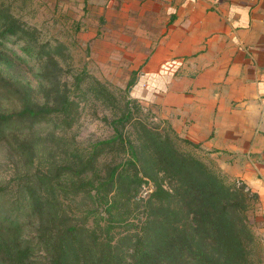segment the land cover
<instances>
[{
  "label": "trees",
  "instance_id": "obj_1",
  "mask_svg": "<svg viewBox=\"0 0 264 264\" xmlns=\"http://www.w3.org/2000/svg\"><path fill=\"white\" fill-rule=\"evenodd\" d=\"M36 33L0 0V36L22 39L28 56L43 52L45 76L38 97L21 68L0 65V137L11 136L10 149L24 163H43L21 175L27 215L36 220L31 234L0 205V264H247L243 184L222 182L156 129L140 125L129 135L127 110L106 138L60 151L37 147L39 138L28 134L33 124L53 115L68 125L75 101L56 59L61 53L47 41L38 44ZM142 83L127 94L139 98ZM6 188L0 182V196Z\"/></svg>",
  "mask_w": 264,
  "mask_h": 264
},
{
  "label": "crops",
  "instance_id": "obj_2",
  "mask_svg": "<svg viewBox=\"0 0 264 264\" xmlns=\"http://www.w3.org/2000/svg\"><path fill=\"white\" fill-rule=\"evenodd\" d=\"M89 1L130 5L152 96L143 100L217 157L264 213V0Z\"/></svg>",
  "mask_w": 264,
  "mask_h": 264
},
{
  "label": "rangeland",
  "instance_id": "obj_3",
  "mask_svg": "<svg viewBox=\"0 0 264 264\" xmlns=\"http://www.w3.org/2000/svg\"><path fill=\"white\" fill-rule=\"evenodd\" d=\"M4 1L14 14L37 27L38 44L47 41L50 50L61 53L56 59L64 70L67 92L75 101L68 125L63 126L53 115L33 124L28 134L39 138V149L50 146L59 147L60 151L67 143L84 146L106 138L113 132V119L127 110L128 120L124 122L123 130L129 135L140 125L156 129L172 138L178 149L203 161L222 182L241 187L239 179L223 171L217 157L210 155L207 149L198 145L199 142L186 137L179 125L162 118L157 103L145 101L143 97L149 95L147 89L144 90L145 83L141 84L139 98L127 94L134 89L133 85L143 71L137 65L142 53L134 50L143 43V36L134 34L136 22L140 26L141 21L128 19L131 17L129 4H94L89 0ZM23 44V40L14 35L0 36V65L13 63L21 68L24 78L40 97L45 84L41 63L43 52L28 56L23 51ZM18 135L22 137L26 133ZM10 138V135L0 137V182L7 183V191L0 196V205L17 214L21 223L24 222L23 233L29 235L36 220L27 215L24 189L20 188L24 180L21 175L43 163L37 158L29 165L24 163L23 158L10 149ZM243 186L242 192L246 195L243 221L251 233L247 264H264V213L260 212L257 197ZM143 189L141 194L145 193L147 185Z\"/></svg>",
  "mask_w": 264,
  "mask_h": 264
}]
</instances>
